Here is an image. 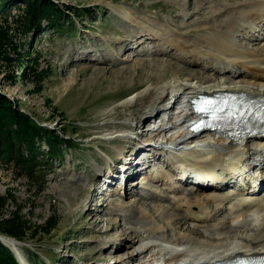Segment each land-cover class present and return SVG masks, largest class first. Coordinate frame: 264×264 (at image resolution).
<instances>
[{
	"label": "rangeland",
	"instance_id": "1",
	"mask_svg": "<svg viewBox=\"0 0 264 264\" xmlns=\"http://www.w3.org/2000/svg\"><path fill=\"white\" fill-rule=\"evenodd\" d=\"M6 1L0 0V8ZM47 2L58 7L64 19H74L73 10H79L81 17L70 28L62 26L65 32H58L46 21L38 27L26 26L25 0H14L0 13V30L5 32V42L0 44V98L19 114L74 144L58 160L39 156V182L0 160V195L6 198L0 203V224L18 219L26 225L24 242L5 237L22 243L20 254L28 264H135L130 257L138 253V242L149 233L150 223L158 222L163 212L176 213L174 199L185 196L190 187L172 180L179 189L172 193L169 184L156 181L166 166L164 153L125 186L117 182L121 168L126 172L129 158L121 154L137 144L142 150L143 140L153 137L150 119L154 113L144 110L147 98L140 106L126 107L122 102L155 88L158 84L154 80H177L181 70L197 71L200 77L213 78L215 85L225 87L244 85V80L254 77L252 72L248 77L237 68L233 77L204 70L193 66V57L187 62L175 60L178 53L164 46L160 36L174 35L190 45L205 46L214 25L222 20L220 14L235 0ZM119 8L128 11L130 18ZM237 41L251 47L247 39L238 37ZM259 77L263 76L254 78L264 84V78ZM248 147L253 154L247 155L248 163L254 166L250 174H258L263 166L264 142L251 140ZM44 151H48L46 145ZM136 153L131 171L144 166ZM115 167L114 185L106 189L102 181L110 173L108 169ZM224 214L215 209L209 223L226 220ZM184 217L182 214L181 225L186 222ZM189 225L175 229L162 223V228L171 239L188 235L193 228ZM239 226L233 233L247 228ZM251 245L260 249L258 244Z\"/></svg>",
	"mask_w": 264,
	"mask_h": 264
},
{
	"label": "bare ground",
	"instance_id": "2",
	"mask_svg": "<svg viewBox=\"0 0 264 264\" xmlns=\"http://www.w3.org/2000/svg\"><path fill=\"white\" fill-rule=\"evenodd\" d=\"M238 1L235 0L231 7L220 14L222 20L218 26L214 25L205 46H193L174 35L165 36L163 34L160 36L163 38L164 46L173 48L178 53L179 57H176L175 60L187 62V60L192 61L195 58L192 61L193 66L201 67L204 70H212L215 73L228 74L233 77L238 73L234 71V68H237L243 71L241 74L248 75V77H251L248 72H252L254 77L261 75L263 77L259 78H264V0H257L253 3L246 2L247 4H239ZM118 10L124 17L130 18L128 11L123 8ZM238 37L247 39L251 43V47L238 43ZM220 62L223 64L221 65ZM229 64L230 68H228ZM178 74L179 78L175 81H169L168 77L154 80L158 84L155 88L150 89L149 87L145 94L142 92L134 94L122 102L126 107L135 103L140 106V103L144 102L143 98L146 97L144 110L148 109L154 113L151 114L153 116L150 120H160V124H157L156 128L152 130L153 137L151 139L143 140L145 143L149 142L145 144V148L141 150V146L137 144L130 151L123 152V156L121 154V157L127 158L126 155H128L130 159L128 158L126 162V172H124V167L121 168L122 172H119L120 177L117 182L125 186L129 179L144 172L152 159H160L158 158L161 154L159 150L170 155L168 165L171 167L176 163L183 162L211 169L220 168L221 175H211L213 176L211 180L206 179L205 173L202 171H194L191 168L181 172L182 176L198 180L197 182L203 184L206 181L208 183L220 182L204 184L196 190L191 187L185 196L175 198L173 207L177 209V212L172 215L163 212L160 214L158 222L154 220L153 223H150L149 233L140 241L138 240V253L132 255L130 260L135 264H187L189 262L224 264L237 257L264 255V191L257 192L261 183L264 182V159L260 175H250L254 166L247 160V155L249 157L253 155L248 143L251 140L264 142L262 137L232 141L226 137H216L215 134H205L204 136H195L191 142L188 141L192 135L188 127L193 118L190 103L192 98L217 91L242 92L264 98V84L252 77L244 80V85L225 87L226 85H215L213 78L200 77L197 71L189 73L181 70L178 71ZM159 110L161 112H158ZM150 140H152L151 143ZM186 147L187 149H185ZM145 151H149L151 154H147ZM135 153L137 158L144 162V166L142 169L131 171L130 166L133 165L131 160ZM152 155L155 157L151 158ZM138 165L139 161L136 162L135 167ZM176 169H179V166ZM108 170L110 173L104 174L107 179L105 177L104 181L101 180L104 182L103 185L107 184L105 185L106 189L110 185H114L112 181L115 180L116 167ZM229 179L232 181L227 184ZM156 180L163 184H169L172 193L179 190L172 185V176L169 171L157 175ZM108 181H111L112 184H109ZM230 188L233 189L231 193L228 190ZM215 209H219L220 212L223 210V213L227 215L224 214V216L227 218L220 223L210 224L212 217L214 218ZM181 213L185 215V219L182 220L186 222L183 225L179 223L182 217ZM162 223L169 224L175 229H180L191 223L193 228L188 235H175L169 239L166 237L167 231L162 228ZM237 225L247 226V228L243 232L233 233L234 227ZM132 233L138 237L136 232L132 231ZM5 242L20 252L19 248L22 243L6 237ZM251 244H258L260 249H255V246L253 248ZM22 259L23 264H28L25 257L22 256Z\"/></svg>",
	"mask_w": 264,
	"mask_h": 264
},
{
	"label": "trees",
	"instance_id": "3",
	"mask_svg": "<svg viewBox=\"0 0 264 264\" xmlns=\"http://www.w3.org/2000/svg\"><path fill=\"white\" fill-rule=\"evenodd\" d=\"M13 1L7 0L0 8V13ZM25 3V25H29L30 28L38 27L40 23L46 21L54 30L65 32L62 26L70 28L71 24L81 17L79 10L71 11L69 9L74 15V19L70 17L64 19L62 11L47 0H25ZM2 34L4 35L5 32L0 30V40L3 41H0V44L5 42ZM73 144V140L56 135L55 132L40 126L32 118L19 114L13 106L4 102V98H0V160L13 164L20 170V174L29 180L39 182L36 172L38 171L36 168L40 164L39 156L42 158L48 156L51 161L58 160L63 156L64 151L71 148ZM44 145L48 147V151H44ZM5 199L0 195V203H3ZM26 231V225L18 219L7 220L0 224V235L12 237L21 242L26 239ZM27 251L32 256L40 257L38 253ZM0 264H19L13 252L1 241Z\"/></svg>",
	"mask_w": 264,
	"mask_h": 264
},
{
	"label": "water",
	"instance_id": "4",
	"mask_svg": "<svg viewBox=\"0 0 264 264\" xmlns=\"http://www.w3.org/2000/svg\"><path fill=\"white\" fill-rule=\"evenodd\" d=\"M0 241H1V243H2L5 247H7L8 249H10V250L13 252V254L15 255V257H16V259H17V261H18V263H19V264H23L22 254H20L19 251H16V250H14L13 248H11V247L5 242V237H4L3 235H0ZM18 243H20V242H18Z\"/></svg>",
	"mask_w": 264,
	"mask_h": 264
}]
</instances>
